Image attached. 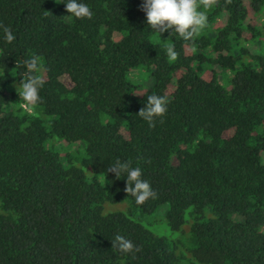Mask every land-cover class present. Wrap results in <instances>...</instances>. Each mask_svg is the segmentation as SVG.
Wrapping results in <instances>:
<instances>
[{
  "label": "trees",
  "instance_id": "16d2710c",
  "mask_svg": "<svg viewBox=\"0 0 264 264\" xmlns=\"http://www.w3.org/2000/svg\"><path fill=\"white\" fill-rule=\"evenodd\" d=\"M246 1L219 0L185 41L151 30L144 0H82L91 19L0 0L15 36L0 29V264H264V0ZM32 55L46 83L29 114ZM152 94L169 99L155 127L138 116ZM117 158L158 198L136 204L106 172ZM156 216L187 237L155 234ZM117 233L142 250L113 248Z\"/></svg>",
  "mask_w": 264,
  "mask_h": 264
},
{
  "label": "clouds",
  "instance_id": "9594fccd",
  "mask_svg": "<svg viewBox=\"0 0 264 264\" xmlns=\"http://www.w3.org/2000/svg\"><path fill=\"white\" fill-rule=\"evenodd\" d=\"M62 2L66 4V11L70 13L68 16L77 19L92 18V10L82 0H62ZM231 2L232 0H226L228 4ZM218 3L219 0H144L141 10L146 14L147 24L154 32L163 34L171 31L185 41H193L208 27L207 10ZM0 29L3 30L8 43L14 41L15 36L9 26L0 23ZM164 48L170 62L178 59L179 54L175 50L174 43L166 42ZM19 66L21 65L16 63V67ZM22 66L26 70L22 74V82L16 85V88L22 101L21 108L31 114L42 100L40 90L46 83L44 69L38 55H32L24 60ZM168 104L169 99L165 95H148L146 107L139 111L138 116L148 122L150 127H155L156 118L163 117L167 113ZM106 172L115 173L117 179H120L121 175H126L127 186L124 191L135 198L136 204L143 205L149 199L158 198V193L153 190L151 183L142 178V169L132 167L130 160L123 161L117 158L109 165ZM111 240L113 248L123 253H138L142 250L130 239L118 233Z\"/></svg>",
  "mask_w": 264,
  "mask_h": 264
},
{
  "label": "rangeland",
  "instance_id": "374dc122",
  "mask_svg": "<svg viewBox=\"0 0 264 264\" xmlns=\"http://www.w3.org/2000/svg\"><path fill=\"white\" fill-rule=\"evenodd\" d=\"M248 4V0L246 1ZM117 39H120V36L116 35ZM187 54H190V49L187 48ZM149 86V85H148ZM178 161L175 159L174 164H177ZM113 208H117V206H112ZM120 207V206H118ZM115 210V209H114ZM154 217V215H153ZM159 220L152 219V222H155L153 225H148V227L157 235L167 237L169 239H181L183 240L184 238L187 237V234H182V231L180 232H172L166 222L163 220V218H159L156 216ZM142 222L147 226V220H142ZM162 223V224H161ZM187 233V231H185Z\"/></svg>",
  "mask_w": 264,
  "mask_h": 264
}]
</instances>
